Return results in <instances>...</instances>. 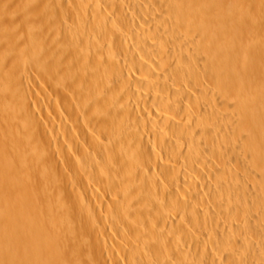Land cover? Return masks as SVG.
Masks as SVG:
<instances>
[{
  "label": "bare ground",
  "instance_id": "bare-ground-1",
  "mask_svg": "<svg viewBox=\"0 0 264 264\" xmlns=\"http://www.w3.org/2000/svg\"><path fill=\"white\" fill-rule=\"evenodd\" d=\"M0 264H264V0H0Z\"/></svg>",
  "mask_w": 264,
  "mask_h": 264
},
{
  "label": "rangeland",
  "instance_id": "rangeland-1",
  "mask_svg": "<svg viewBox=\"0 0 264 264\" xmlns=\"http://www.w3.org/2000/svg\"><path fill=\"white\" fill-rule=\"evenodd\" d=\"M37 178H38V177H37ZM42 178H43V179H42ZM42 178H40V177H39L38 181H39V184L41 183L40 185H42V186H43V184H44V185H45V184H47V183H44V182H47V181H45V180H46V178H45V176H44V175L42 176ZM43 181H44V182H43ZM42 183H43V184H42ZM46 186H47V185H46Z\"/></svg>",
  "mask_w": 264,
  "mask_h": 264
}]
</instances>
